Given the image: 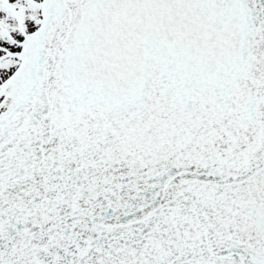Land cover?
I'll return each instance as SVG.
<instances>
[{
    "label": "snow or ice",
    "instance_id": "1",
    "mask_svg": "<svg viewBox=\"0 0 264 264\" xmlns=\"http://www.w3.org/2000/svg\"><path fill=\"white\" fill-rule=\"evenodd\" d=\"M0 264H264V0H0Z\"/></svg>",
    "mask_w": 264,
    "mask_h": 264
}]
</instances>
